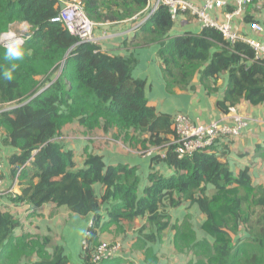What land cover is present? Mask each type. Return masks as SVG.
<instances>
[{
    "label": "trees",
    "instance_id": "16d2710c",
    "mask_svg": "<svg viewBox=\"0 0 264 264\" xmlns=\"http://www.w3.org/2000/svg\"><path fill=\"white\" fill-rule=\"evenodd\" d=\"M147 3L85 0L83 5L90 20L107 23L144 16ZM58 11L55 0H0V36L12 24L30 26L24 47L31 50V55L26 54L22 61H6L5 47L0 44V73L11 63L19 65L11 81L0 76V105L10 107L0 113L3 143L19 151L9 163L21 194L11 201L33 207L51 202L80 216L93 213L85 238L88 248L83 261L87 262L99 235L109 227L120 229L121 222L147 217L159 235L169 226L164 201L173 207L181 200H191L205 214L202 230L213 243L197 241L187 222L172 226L175 250H189L198 259L190 264H264V187L251 185L247 169L234 177L212 152L214 145L182 159L171 146L167 147L163 158L153 159L165 161L176 173L169 178L150 174V185L140 197L135 168L106 166L100 156L86 151L83 168L75 169L72 152L53 141L73 121L87 131L116 129L121 141L134 146L139 143L141 149L147 145L164 147L168 140L161 135L174 136V130L169 116H157L148 106L145 82L132 77L137 61L104 54L97 44L78 43L62 24L50 21ZM173 24L168 8L161 5L139 26L134 37L135 47L160 45L158 55L168 93L187 89L196 74L202 82L207 81L204 86L208 91L216 90L219 75L227 72L225 96L217 104L221 110L227 113L241 100L252 106L264 104V59H255L250 46L230 44L218 30L208 27L198 35L168 38ZM62 64L59 76L53 80ZM143 133L149 138L143 140ZM255 153L264 160V142L256 145ZM96 183L105 187L101 200L94 195ZM207 184L214 186L215 193L194 198ZM109 201L108 221L102 224L98 211ZM19 225L10 213L0 209V264H69L61 248L55 247L50 256L45 252L46 238L15 237ZM240 225L249 236L234 242L232 236L237 235ZM148 239L155 240L153 236ZM34 254L39 261L31 263ZM101 264L126 262L110 258Z\"/></svg>",
    "mask_w": 264,
    "mask_h": 264
},
{
    "label": "crops",
    "instance_id": "0c3cea01",
    "mask_svg": "<svg viewBox=\"0 0 264 264\" xmlns=\"http://www.w3.org/2000/svg\"><path fill=\"white\" fill-rule=\"evenodd\" d=\"M81 1L84 4L85 0ZM186 1L198 8L204 5V0ZM221 1L224 3L222 7L206 10L210 18L221 24H228L241 37L257 42L264 41V31L258 33L250 27L251 23L257 22L264 30V0H256L253 4L243 6L238 11H236L237 5L233 0ZM105 7L104 11H107V6ZM146 8L144 16L138 14L119 22H94V44L100 47L102 53L109 56H119L125 59L133 57L137 61L131 72L132 77L145 82V97L148 106L155 110L157 116H169L172 130L174 118L178 114L187 116L194 125H206L213 121H222L224 124L233 125L229 109L225 113L217 105L223 101L225 96L228 82L227 72L219 75L216 90L208 91L204 86L207 81L202 82L200 74H196L187 89H174L173 93L167 92L158 55L160 45L157 43L140 47L134 45V37L139 26L150 16L151 3ZM227 14H229L228 17ZM204 28L202 23L190 13L180 12L174 20L168 38L185 34L198 35ZM9 31L26 38L30 33V26L26 23H15L10 25ZM62 67L63 64L52 77L53 80L57 79ZM9 108L7 105H0V113ZM230 108H234L235 113L241 115L246 124L239 135L216 140L212 152L221 163L229 168L234 177L247 169L251 185L264 187V160L255 153L256 145L264 142V104L252 106L245 100H241ZM161 137L167 139L168 143L174 138L171 134L161 135ZM148 138L149 134L143 133L142 139ZM4 140L5 132L0 128L1 189L4 192L0 198V209L10 213L19 221L20 225L14 230V236L29 235L38 239L46 238L45 252L49 256L53 253L54 248L58 247L62 249V255L68 259L69 264H86L83 261L82 243L85 241L94 214L80 216L72 213L66 206L58 207L51 202L40 207H33L26 203H13L11 198L21 194V186L13 177L9 158L13 154H18L19 151L11 145L4 144ZM121 140L116 129L105 131L100 127L87 131L77 121L65 125L53 139L63 147L64 151L72 152L75 169L83 168L86 151L100 156L106 166L127 165L135 168L139 178L137 187L139 197L150 185L148 181L150 174L169 178L176 173L175 168L169 166L165 161L153 159L165 154V149H155L153 155L139 154V151H145L152 146L147 145L146 149H141L139 143L134 146V143L130 144ZM203 190V192L197 191L194 198L198 196L210 197L215 193V188L211 184L204 185ZM9 191L11 192L8 193ZM93 191L95 197L101 200L105 187L96 183L93 186ZM174 198L177 197L174 195ZM111 203L110 201L104 202L98 211V215L102 217V224L108 221L107 213ZM163 206L169 226L159 235H157L156 227L148 222L147 217L136 218L130 223L121 222L120 229L116 226L109 227L99 235L98 245L119 244V252L113 258L122 259L126 264L196 263L198 259L191 251L178 253L175 250V230L172 226L187 222L197 241L205 240L212 244L213 239L202 230L207 219L205 214L201 212L198 204L191 200H181L173 207L169 206L168 201H164ZM149 236H153L155 240L150 241ZM248 236L245 227L240 225L239 232L232 237L235 242L245 240ZM40 243H42L41 240ZM149 249L151 253L147 254ZM38 261L39 258L36 254L30 259L31 263ZM24 262L26 261L23 260L22 263Z\"/></svg>",
    "mask_w": 264,
    "mask_h": 264
},
{
    "label": "built area",
    "instance_id": "2783aa9c",
    "mask_svg": "<svg viewBox=\"0 0 264 264\" xmlns=\"http://www.w3.org/2000/svg\"><path fill=\"white\" fill-rule=\"evenodd\" d=\"M59 6V11L50 21L52 23H60L68 32L78 39V43H95L93 36V28L95 23L86 15L83 2L81 0H55ZM147 5L151 3V15L159 6L164 5L168 8L171 19L175 20L178 13L187 12L191 16L198 19L206 28L218 30L223 38L230 44L242 42L252 48L255 54V59H264V41L257 42L248 38L241 37L228 24H221L210 18L206 12L207 9L213 7L220 8L224 4L221 0H204V5L201 8L194 6L186 0H147ZM238 11L241 7L253 4L256 0H233ZM147 11V8H146ZM229 14H227V17ZM251 29L258 33L263 32L262 26L257 23H251ZM13 33L8 31L0 36V44L6 47L8 34ZM230 120L233 125L224 124L222 121H213L206 125H194L190 122L187 116L178 114L174 118L173 130L174 138L164 147H151L145 151H139V154L151 155L155 149H166L172 147L173 152L179 159L190 157L195 152L205 150L214 145L216 140L222 137L237 136L241 133L242 128L246 124L244 118L235 113L234 108H229ZM152 154V155H153ZM164 157V154L161 156ZM2 187V164L0 160V198L4 195ZM9 191L8 193H10ZM7 193V192H6ZM7 193V194H8ZM83 251L87 250L88 245L84 241L82 243ZM119 244H99L90 253L86 264H101L102 261L115 257L119 252Z\"/></svg>",
    "mask_w": 264,
    "mask_h": 264
},
{
    "label": "clouds",
    "instance_id": "9594fccd",
    "mask_svg": "<svg viewBox=\"0 0 264 264\" xmlns=\"http://www.w3.org/2000/svg\"><path fill=\"white\" fill-rule=\"evenodd\" d=\"M8 40L4 53L3 58L6 61L13 62V61H22L25 55H31V50L26 49L24 47L26 40L22 36H17L15 33L8 34ZM19 67L17 63H11L10 68L5 69L0 76L3 77L4 80L11 81L13 79V72Z\"/></svg>",
    "mask_w": 264,
    "mask_h": 264
},
{
    "label": "water",
    "instance_id": "95a60500",
    "mask_svg": "<svg viewBox=\"0 0 264 264\" xmlns=\"http://www.w3.org/2000/svg\"><path fill=\"white\" fill-rule=\"evenodd\" d=\"M43 90H44V89H43ZM40 92H42V90H41ZM40 92H38L37 94H39ZM37 94H36V95H37ZM36 95H35V96H36Z\"/></svg>",
    "mask_w": 264,
    "mask_h": 264
},
{
    "label": "rangeland",
    "instance_id": "374dc122",
    "mask_svg": "<svg viewBox=\"0 0 264 264\" xmlns=\"http://www.w3.org/2000/svg\"><path fill=\"white\" fill-rule=\"evenodd\" d=\"M24 34V33H23Z\"/></svg>",
    "mask_w": 264,
    "mask_h": 264
}]
</instances>
